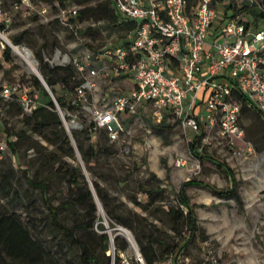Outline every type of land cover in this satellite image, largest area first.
<instances>
[{
    "label": "built area",
    "instance_id": "1",
    "mask_svg": "<svg viewBox=\"0 0 264 264\" xmlns=\"http://www.w3.org/2000/svg\"><path fill=\"white\" fill-rule=\"evenodd\" d=\"M111 2L119 19L134 22L135 29L124 42L105 52L100 68L96 65L99 57L89 52L42 54L43 62L52 68L72 66L81 80L71 99L73 111L61 108L52 93L48 94L68 135L81 129V114L115 142L130 134L125 116L147 110L156 122L190 133L188 145L200 138L199 153L204 147L235 149L245 138L241 98L264 123V0ZM7 4L12 11L23 10L41 23L56 22L79 40L89 33H101L103 21L79 20L78 5L70 0L62 4L58 0H0V59L8 48L19 66L37 72L43 82L34 54L8 39L12 18ZM90 64L92 68H88ZM108 72L131 79L126 94L105 98L97 76ZM0 100L17 104L26 116L39 106L47 107L37 89L19 81L3 82ZM4 154L11 156L5 136H1L0 157ZM102 221L94 229L98 232L102 223L101 232L108 236L109 264H146L128 229L115 224L109 227L104 217ZM204 245L207 243L203 242L202 250ZM158 264L186 262L175 250ZM201 264H216V260Z\"/></svg>",
    "mask_w": 264,
    "mask_h": 264
},
{
    "label": "rangeland",
    "instance_id": "2",
    "mask_svg": "<svg viewBox=\"0 0 264 264\" xmlns=\"http://www.w3.org/2000/svg\"><path fill=\"white\" fill-rule=\"evenodd\" d=\"M101 1L104 0L76 2V4L81 10ZM10 6V4L6 5V10L12 18L8 39L12 43L15 38L20 39L18 44L34 54L39 66L43 53L52 57L56 50L69 55L84 51L95 57L104 56L106 51L120 45L128 36V31L120 30L103 21L101 33H89L79 40L56 22L41 23L36 17L23 10L12 11ZM17 61L18 59L12 55L9 61L0 59V85L3 82L19 81L24 86H32L34 73L25 69L24 66H19ZM88 68H92V64ZM39 94L42 97L41 92ZM138 115L139 118L127 124L133 128L134 132L127 136H120L115 142L108 141L103 151L98 154L96 162L93 163L96 178L117 207L116 213L136 214L145 220L144 224L147 227L155 226L171 235L173 241L166 236L165 240L177 244L179 258L186 264H201L206 259H215L216 264H264V137L255 139L247 130L244 142L239 143L237 148L218 150L204 147L201 152L204 160L200 161L189 153L190 133L184 134L167 122H156L150 111H141ZM23 119L15 107L8 109L0 100V137L5 135L6 139L11 141L15 139L14 134L22 130L29 135V129ZM79 120L81 129L87 128L89 118L79 114ZM251 122L249 120L245 123L250 126ZM3 129L7 130L8 134ZM98 135V131L92 135L90 141L92 144L98 141ZM32 141H38L47 147L45 155L50 162L55 157L50 155L54 146L47 145L34 134L18 143L17 153L12 154L13 162H11V156L2 155L0 157V210L14 213L28 224L33 223L36 226L34 228L32 225L35 235L43 241H50L60 236L51 225L40 191L31 189L25 183L22 177L23 169L29 171L30 178H33L37 172L38 181L48 179L46 197L50 199V205L57 208V218L62 226L68 228L74 225V221L79 219L84 209L80 206L63 205L69 201V193L62 177L52 176L51 164L46 169H40V161L37 160L36 153L31 158L26 157V151ZM62 160L74 165L80 162V157L75 154V161L67 157ZM10 165L14 172L9 176L6 172H10ZM82 166L84 167L83 163ZM226 170L231 171L238 185L241 204H237L233 199H219L200 187H189L186 189V194L190 204L194 206L197 224L194 243H187L188 237L183 234L184 225L180 229L179 236L174 235L175 232L171 229L172 218L168 210L177 207L180 185L184 181L194 179L211 185L217 190H226L231 182ZM2 175L8 177L7 185L2 183ZM87 177L90 181L93 178L88 172ZM153 177L159 181L156 186L163 193L155 204L145 211L129 201L127 196H135L141 203H146L147 197L138 191V185L155 186ZM29 204H32L34 210L31 211L29 207L26 215ZM182 210L186 212L185 208ZM97 217L101 222L104 217L109 227L115 224L126 228L109 218L101 207L97 208ZM96 223L97 220L94 225ZM92 230L94 234H102L100 230L97 232L94 226ZM92 236L90 234L89 238ZM203 242L207 245H204L205 248L203 247L202 250ZM76 254H79L77 249H72L69 254L68 258L73 260L72 264H78L76 260L74 261L77 258ZM98 255L100 256V253Z\"/></svg>",
    "mask_w": 264,
    "mask_h": 264
},
{
    "label": "trees",
    "instance_id": "3",
    "mask_svg": "<svg viewBox=\"0 0 264 264\" xmlns=\"http://www.w3.org/2000/svg\"><path fill=\"white\" fill-rule=\"evenodd\" d=\"M58 1L62 4L66 0ZM70 1L76 4V2L88 3L93 0ZM77 18L79 20L92 19L95 21H105L107 24L114 25L118 29L128 32L135 29L134 22H123L119 19L112 8L111 0H104L96 3L94 6H87L79 10ZM13 42L18 44L20 39L15 38ZM3 58L5 61L10 60L8 48L4 51ZM38 70L57 104L61 108L73 111L74 107L71 105V99L75 93V89L81 83L74 68L72 66L52 68L41 60ZM57 85L60 86V92L55 89ZM32 86L41 92L42 102L48 108L39 106L31 115L26 116L22 114V110L17 104L3 103L8 109L15 107L23 116V121L29 129V135L26 134L25 130H22L14 134V140L10 141L6 139L11 152V162H13L12 154H16L18 151V143L32 134L39 136L47 145H53L54 150L50 152V155L55 157L52 158L51 162L45 155L47 147L41 145L38 141L31 142V146L26 151V157L31 158L36 153L37 160L40 161V169H46L51 164L50 171L52 176L60 175L69 193V201L63 205H66V207L80 206L84 211L79 215V219L74 221V225L68 228L62 226L57 218V208L52 207L50 199L46 197L48 179L38 181L37 172H35L33 178H30L29 171L23 169L22 177L25 183L31 189L40 191L44 207L50 217L51 225L56 229L60 238L43 241L32 230V225L36 228L33 223L32 225L28 224L22 217L0 210V264H72L73 260L68 258L72 249L79 251V254H76L77 258L74 259L78 264H109V258L106 253L108 236L104 233L100 235L94 234L92 230L95 220L100 221L97 217L98 207L96 201L109 218L132 232L146 264H158L164 261L175 250H179L177 244L165 240L164 237L166 236L173 241L171 235L162 232L155 226L147 227L144 224L145 220L143 218L136 214L116 213L117 207L113 204L105 188L98 182L97 175L93 169V163L96 162L98 154L103 151V147L109 141L107 134L103 130L96 129L93 123H89L87 128L72 130L71 136L68 135L60 117L54 111L53 101L36 77L32 78ZM241 101L240 117L245 131H250V135L255 137V139L264 137V123L259 113L254 109L247 108L244 99L241 98ZM249 120L252 121V125L250 126L245 123ZM3 131L6 132L7 130L3 129ZM97 131L99 132L98 141L92 144L90 142L91 137ZM199 143L200 138H194L188 145V150L193 158L203 161L204 156L197 151ZM75 154H78L80 157L79 163L73 165L62 160V158L67 157L75 161ZM9 171L6 174L10 176L14 172L11 165ZM87 172L93 177L91 181L87 177ZM226 173L231 181L230 187L226 190H217L211 185L198 182L194 179L184 181L180 185L177 194V207L168 210V214L172 218L171 229L175 232L174 235L179 236L180 229L184 225L186 230L185 235L188 237L187 243H194L197 224L194 206L190 204L186 194V189L189 187H200L208 190L219 199H233L237 204H241L238 185L231 171L226 170ZM1 177L2 183L7 185L8 177L6 175H2ZM153 179H155V186L151 185L153 187H149L146 184L138 185V191L147 197L146 203H141L135 196H127L129 201L145 211L149 210L163 193L156 186L159 181L155 177ZM29 207L31 211L34 210L32 204H29L26 208V215ZM182 208H185L186 212ZM29 217H31L30 214ZM103 229V226L98 225V230L102 231ZM90 234L93 235L91 238H89ZM184 244L186 245V243ZM99 253L100 256L98 255Z\"/></svg>",
    "mask_w": 264,
    "mask_h": 264
},
{
    "label": "crops",
    "instance_id": "4",
    "mask_svg": "<svg viewBox=\"0 0 264 264\" xmlns=\"http://www.w3.org/2000/svg\"><path fill=\"white\" fill-rule=\"evenodd\" d=\"M99 57V56H98ZM105 61V57L101 56L99 57V60L97 62V67L100 68L101 64ZM98 83L101 86V93L105 96V98H110L115 96L116 94H126L129 89L131 88L132 82L130 78H127L124 75H115L112 72L105 73H99L97 76ZM56 91L60 92V86H55ZM40 92V91H39ZM41 97V96H40ZM42 99V97H41ZM137 116H128L126 115L124 118V124L126 128L133 133L134 130L131 128V126H127L129 122H131L134 119L139 118ZM189 134V133H187ZM191 135V134H190Z\"/></svg>",
    "mask_w": 264,
    "mask_h": 264
},
{
    "label": "water",
    "instance_id": "5",
    "mask_svg": "<svg viewBox=\"0 0 264 264\" xmlns=\"http://www.w3.org/2000/svg\"><path fill=\"white\" fill-rule=\"evenodd\" d=\"M35 77L39 80V82L41 83V85L44 87V89L46 90V92L49 94V90L47 88V86L45 85V83L41 80V78L38 76L37 72L34 74ZM98 208H100V205L98 204V202L96 201Z\"/></svg>",
    "mask_w": 264,
    "mask_h": 264
}]
</instances>
